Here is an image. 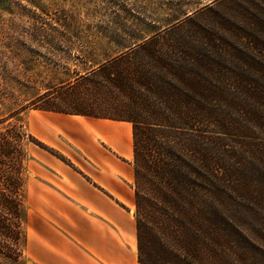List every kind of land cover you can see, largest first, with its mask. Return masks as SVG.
<instances>
[{
	"label": "trees",
	"instance_id": "16d2710c",
	"mask_svg": "<svg viewBox=\"0 0 264 264\" xmlns=\"http://www.w3.org/2000/svg\"><path fill=\"white\" fill-rule=\"evenodd\" d=\"M230 13L96 64L37 108L131 124L137 264H264V0ZM3 168L0 235L15 242Z\"/></svg>",
	"mask_w": 264,
	"mask_h": 264
},
{
	"label": "rangeland",
	"instance_id": "374dc122",
	"mask_svg": "<svg viewBox=\"0 0 264 264\" xmlns=\"http://www.w3.org/2000/svg\"><path fill=\"white\" fill-rule=\"evenodd\" d=\"M244 1L0 0V175L9 168L21 209L0 264H37L44 244L68 245L72 264H137L131 124L37 108L94 65Z\"/></svg>",
	"mask_w": 264,
	"mask_h": 264
},
{
	"label": "crops",
	"instance_id": "0c3cea01",
	"mask_svg": "<svg viewBox=\"0 0 264 264\" xmlns=\"http://www.w3.org/2000/svg\"><path fill=\"white\" fill-rule=\"evenodd\" d=\"M67 248H69L68 245L65 246V249L64 252L61 251V249L59 250L58 248H56L55 245H47L44 244V248L42 249V251H44L48 256L50 257L49 260H48V257L45 258L44 255L41 257V256H38V259H37V264H57V253H60L61 251V258L59 259V264H72L71 263V256L69 255V253L67 252ZM77 260H76V264H85V260L83 258L82 255H78V257H76Z\"/></svg>",
	"mask_w": 264,
	"mask_h": 264
}]
</instances>
